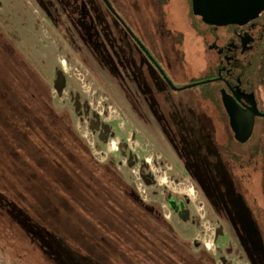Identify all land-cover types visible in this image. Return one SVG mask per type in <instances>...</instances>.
I'll return each instance as SVG.
<instances>
[{
    "label": "rangeland",
    "instance_id": "1",
    "mask_svg": "<svg viewBox=\"0 0 264 264\" xmlns=\"http://www.w3.org/2000/svg\"><path fill=\"white\" fill-rule=\"evenodd\" d=\"M112 1L117 6L118 0ZM121 1L124 6L119 5L131 26L137 25L135 20L139 23L140 30L134 29L141 39L144 24L152 31V38H164L163 20L155 8L164 0ZM172 4L175 10L170 12L168 27L187 29L183 17L189 11V0H172ZM46 8L52 11L51 18ZM113 26L111 15L101 9L98 0H0V133L4 128L14 137L13 126H5L4 121L14 122L24 110L21 105L32 116H48L46 120L55 125L60 138L48 136L46 145H39L54 150L61 147L79 163H75L78 173L69 182L89 196V222L94 228L100 224L102 230L114 227L109 231L118 236L113 238L102 230L86 233L103 247V239L106 245H113L114 264H126L131 258L133 264H152L144 254L154 249L163 257L164 263L157 264H167L169 258L174 261L171 264H264V120L256 138L242 146L258 151V170L245 172V187L247 182L251 184L246 188H251L250 195L259 197L261 209L254 202L245 205L240 197L236 199L241 203L231 206L233 197L222 195L211 170L210 146L198 136L187 138L185 147L195 156L193 159L184 154L179 141L163 136L170 113L174 119L194 122L198 108L192 102L209 87L172 91V95L162 92L158 81L145 86L139 67H129L127 58L118 54L119 41L115 40L119 38ZM184 37L188 72L177 71L175 83L180 87L202 76L200 68L205 61L195 41L188 40L191 32ZM201 105L205 108L208 101ZM1 139L0 135V172L2 164L13 165L16 157ZM219 153L228 156L221 149ZM223 158L225 162L232 160L231 156ZM23 163L25 173H17L21 183L31 187L35 177L47 196L53 185L44 181L54 168L27 158ZM71 165L74 167L73 162ZM10 174L14 176V172ZM9 188L7 193L12 190ZM228 192L232 194L234 189L229 186ZM7 193L0 183V264H33L26 262V256L36 258L32 249L43 261L38 248H30L29 240L18 234L16 221L7 209L8 202H13L9 198L12 192ZM126 213H130V222L125 221ZM235 214L238 218L243 214L240 226ZM132 225H138V234H148L156 246L141 238L144 246L137 248L138 235L127 232L132 231ZM239 228L244 229L243 240ZM119 231L133 237L131 252L116 244L117 237H122ZM126 237L123 241L127 246ZM253 237L256 250L248 253L243 241ZM67 239L72 247L85 249L79 238ZM81 253L68 255L66 264L80 263ZM87 261H91L90 256Z\"/></svg>",
    "mask_w": 264,
    "mask_h": 264
},
{
    "label": "flooded vegetation",
    "instance_id": "2",
    "mask_svg": "<svg viewBox=\"0 0 264 264\" xmlns=\"http://www.w3.org/2000/svg\"><path fill=\"white\" fill-rule=\"evenodd\" d=\"M98 1L101 9L105 8L113 19V32L119 38L115 40L119 41L118 54L127 58L129 67L134 68L136 65L139 67L143 73L145 86L158 81L162 92L172 95H174L172 91H180L179 88L185 86L193 85L185 89L199 86L209 87L206 94H200L192 102L198 108L194 122L185 123L182 119H174L170 113L165 120L164 125L167 128L163 129V136L166 135L170 140L179 141L184 154L193 159L195 156L188 154L185 141L189 137H200L207 147L210 146V158L213 163L211 170L215 174L216 183L222 188V195L233 197L231 206L235 202L241 203L236 199L240 197L246 201L245 205L254 202L261 209L259 197L250 195L251 188H246L251 184L247 182L245 187L247 180L245 172L258 170L255 162L258 151L256 149L246 150L242 146L256 138L259 124L264 120V11L242 23L232 21L231 14L225 10L209 9L204 18L194 13L192 0H189V11L184 13L183 17L184 25L189 30H178V28L168 27L170 12H174L175 9L172 0H164L161 5L155 4L164 27L161 31L164 38L156 40L152 38L153 33L145 24L142 30L144 38L141 39L134 29V27H139V23L135 20L138 26H131L123 13L121 8L124 6L123 1L118 0L117 7L114 1L108 0L118 16L110 10L104 0ZM46 9L51 18L52 11ZM190 32L192 37L188 40L195 41V45L205 54V61L200 68L202 76L192 78L185 86L180 87L176 85L175 77L178 70L181 72L186 69L188 72L184 35ZM157 33L160 34L158 29ZM119 46L116 45L115 49L118 50ZM197 47L195 48L198 49ZM104 49L108 50L106 46ZM134 71L137 75L138 69L135 68ZM205 101H208V105L204 108L201 104ZM218 141H224V144L220 145ZM220 149L228 155L223 157L231 156L232 158L234 156L233 158L238 160L244 157L249 160L246 168H244L245 163L240 166V169L244 171V180L235 181L230 173V175L226 173L227 162L219 153ZM66 155L71 158L68 153ZM229 186L234 189L232 194L228 192ZM259 186L261 187L262 184ZM242 189H245L247 194ZM88 200L89 197H86L85 201L88 202ZM245 205L244 209H246ZM247 211L251 212L252 218L256 220L252 209ZM126 214L125 221L130 217V213ZM242 215L240 218L236 215L238 226L241 225ZM135 226L137 229L134 228ZM131 228L132 231H127L133 232L131 235H138L141 231L138 225H132ZM239 231L243 240L244 229L239 228ZM256 232L261 235L258 224ZM243 246L248 253L256 250L252 238L248 242L243 241Z\"/></svg>",
    "mask_w": 264,
    "mask_h": 264
},
{
    "label": "trees",
    "instance_id": "3",
    "mask_svg": "<svg viewBox=\"0 0 264 264\" xmlns=\"http://www.w3.org/2000/svg\"><path fill=\"white\" fill-rule=\"evenodd\" d=\"M21 106L22 109L26 110V106ZM24 110L14 119V122L8 123L4 121L5 126L8 124L13 126L14 137L9 136L6 129H1L0 135L2 136L1 140L3 144L8 147L10 146L7 148V151L13 152L16 157L15 161H13V165H7L6 163H4V165L2 164L0 176L3 182L0 183L6 193L7 190L10 189L9 187L12 188L7 194L12 192L9 198H11L13 202H8L7 209L14 217L12 220L16 221L17 226H15L19 229L18 234L21 232V235L29 240L28 246L30 248H38L36 251H39V253L44 256L43 261H41L37 253L32 249L30 251L34 253L36 258L28 259L26 256V262L31 263L32 261L33 264H36L38 260L39 264H66L68 255L74 254L77 256L81 251V261L78 264H88L85 259L87 255L96 261L103 263L108 262V260L111 259V249L114 248L112 247L113 245L110 246V242L106 245V241L103 239L102 242L105 244L103 247L100 242H96L95 238L86 233L102 230L100 224L94 228L88 220L87 213L90 208L85 199L89 196H86L84 191L79 188L70 186L69 180H74V174L78 173L76 164L79 163L68 158L66 152L61 150V147L60 150H54L49 146L40 147L39 144L46 145L48 136L53 138L58 136L57 138H60L59 132L56 130L55 125L52 126L50 122L46 120L48 116L44 117L40 114H34V116H32V114ZM0 127H2L1 124ZM60 134L63 135L64 133L60 131ZM8 136L10 138L9 143L7 142ZM62 139L59 141L60 146L63 144ZM45 147H47L48 150H46ZM233 157L232 160L229 159L227 162V170L225 169L226 173H230L233 176L232 179L235 181L244 180V171L240 169V166L245 163L246 165L244 168H246L249 165V160L244 157H240V160L234 159ZM24 158H27L30 162H37L40 164L44 162L46 165H50L52 169L54 168L53 173H48L49 177L47 175V180L44 181L45 184L49 181L53 185V187L48 188L47 196H44L42 193L35 177H33L32 183H30L31 187L21 183L17 173L21 176L25 173L23 169V167H25L23 163ZM71 162L74 163V167L71 165ZM13 167L15 168L14 170L12 169ZM10 171L14 172V176L10 174ZM26 191H31V194H28ZM242 191H244V189H242ZM109 230H115V228L103 227L102 231L107 234H112L113 238H115L114 236H118L115 231ZM120 234L122 237H117L116 244L120 245L121 248L127 247L131 252L133 237H126L124 233ZM139 234L135 237L138 239V243L136 244V246L138 245L137 248L144 246L142 245L144 242H140L141 238H146L148 241L152 242L148 234L141 232L143 237ZM260 236L262 235H258L259 238ZM72 237L79 238V242L82 243L85 249L82 248V250L81 248L72 247L67 239ZM124 237L127 239V246L124 245ZM252 239L254 240L255 238ZM113 240L115 241L116 239ZM263 243L262 240V244ZM155 246L156 244L153 243L152 247ZM147 252H149L150 256ZM147 252L144 256H149L152 264L163 262V257L161 258L160 253L156 251V249H154L153 252H151V250ZM169 259L167 264H171L169 262H174L172 258ZM131 261H133L132 258ZM131 261L128 260L127 262L133 264Z\"/></svg>",
    "mask_w": 264,
    "mask_h": 264
},
{
    "label": "water",
    "instance_id": "4",
    "mask_svg": "<svg viewBox=\"0 0 264 264\" xmlns=\"http://www.w3.org/2000/svg\"><path fill=\"white\" fill-rule=\"evenodd\" d=\"M104 1L110 10L117 15L110 2ZM192 4L196 15H202L205 18L206 11L209 9L225 10L231 14L232 21L241 23L253 19L264 11V0H192ZM191 86H185L179 90Z\"/></svg>",
    "mask_w": 264,
    "mask_h": 264
},
{
    "label": "crops",
    "instance_id": "5",
    "mask_svg": "<svg viewBox=\"0 0 264 264\" xmlns=\"http://www.w3.org/2000/svg\"><path fill=\"white\" fill-rule=\"evenodd\" d=\"M114 254H115V252L113 251V249H111V261H109V262H105V263H103V262H100V261H96V260H94L93 258H91V261L90 262H88L87 261V258H89V256L87 255L86 257H85V259H86V262L88 263V264H114V262L112 261V259H114V260H117L115 257H113L114 256ZM128 262L126 261V264H127Z\"/></svg>",
    "mask_w": 264,
    "mask_h": 264
}]
</instances>
